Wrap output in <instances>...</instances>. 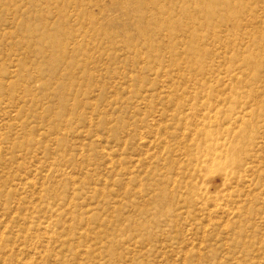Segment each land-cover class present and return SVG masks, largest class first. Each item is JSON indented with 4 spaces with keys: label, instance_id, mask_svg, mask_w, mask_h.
<instances>
[{
    "label": "rangeland",
    "instance_id": "1",
    "mask_svg": "<svg viewBox=\"0 0 264 264\" xmlns=\"http://www.w3.org/2000/svg\"><path fill=\"white\" fill-rule=\"evenodd\" d=\"M0 264H264V0H0Z\"/></svg>",
    "mask_w": 264,
    "mask_h": 264
}]
</instances>
